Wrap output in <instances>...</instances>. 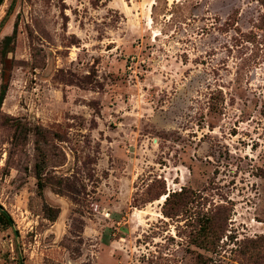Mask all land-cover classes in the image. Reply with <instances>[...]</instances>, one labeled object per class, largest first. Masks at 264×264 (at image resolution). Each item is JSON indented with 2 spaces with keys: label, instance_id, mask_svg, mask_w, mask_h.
Returning <instances> with one entry per match:
<instances>
[{
  "label": "rangeland",
  "instance_id": "obj_1",
  "mask_svg": "<svg viewBox=\"0 0 264 264\" xmlns=\"http://www.w3.org/2000/svg\"><path fill=\"white\" fill-rule=\"evenodd\" d=\"M2 84L0 264H264V0H4Z\"/></svg>",
  "mask_w": 264,
  "mask_h": 264
},
{
  "label": "trees",
  "instance_id": "obj_2",
  "mask_svg": "<svg viewBox=\"0 0 264 264\" xmlns=\"http://www.w3.org/2000/svg\"><path fill=\"white\" fill-rule=\"evenodd\" d=\"M4 0H0V5L3 3ZM11 41L10 37H7L4 39V44L8 45ZM6 91H7V85L6 84H2L0 87V108L1 105L3 104V101L5 99V95H6ZM163 195V194H162ZM167 195V194H164ZM169 200V195H167L165 203H167ZM166 217H169V215L167 213H163ZM0 225L2 226H6V227H13L14 223L13 220L11 219V217L3 210V208L0 205ZM216 237V231L211 232V229L207 227H201L199 229V231H197L196 235L193 237L192 239V243L198 247L201 248L205 251L214 253L215 249H210L211 246H215V243L212 239H215ZM19 264H23L21 261L19 262ZM195 264H206L205 259L202 255H197L196 260H195Z\"/></svg>",
  "mask_w": 264,
  "mask_h": 264
},
{
  "label": "bare ground",
  "instance_id": "obj_3",
  "mask_svg": "<svg viewBox=\"0 0 264 264\" xmlns=\"http://www.w3.org/2000/svg\"><path fill=\"white\" fill-rule=\"evenodd\" d=\"M166 197H167V195H163L162 198H161V200L164 201L166 199Z\"/></svg>",
  "mask_w": 264,
  "mask_h": 264
}]
</instances>
